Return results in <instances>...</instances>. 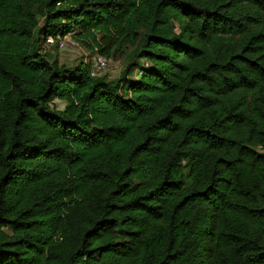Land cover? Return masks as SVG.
<instances>
[{"label": "trees", "instance_id": "trees-1", "mask_svg": "<svg viewBox=\"0 0 264 264\" xmlns=\"http://www.w3.org/2000/svg\"><path fill=\"white\" fill-rule=\"evenodd\" d=\"M0 264H264V0H0Z\"/></svg>", "mask_w": 264, "mask_h": 264}, {"label": "rangeland", "instance_id": "rangeland-1", "mask_svg": "<svg viewBox=\"0 0 264 264\" xmlns=\"http://www.w3.org/2000/svg\"><path fill=\"white\" fill-rule=\"evenodd\" d=\"M77 45L75 46H67L64 49L58 50L55 47H49L46 46L44 43L42 45V51L51 52L54 55H56L58 61L60 64H63L65 66H68L69 68H74L77 66L80 62L87 63V62H93L94 54L86 49L85 47L81 46L77 41ZM131 48L125 49V54H127L130 51ZM125 56H115L114 58H109V66L107 71L105 72V75L113 79L115 78L122 68L125 67L126 64ZM54 103L59 107L62 108L64 105V102L61 100L56 99Z\"/></svg>", "mask_w": 264, "mask_h": 264}, {"label": "built area", "instance_id": "built-area-1", "mask_svg": "<svg viewBox=\"0 0 264 264\" xmlns=\"http://www.w3.org/2000/svg\"><path fill=\"white\" fill-rule=\"evenodd\" d=\"M44 44L47 46L56 45L57 48L59 49H64L67 46L77 45L71 33H67L63 36L59 34L56 36L48 34L44 39ZM108 66H109V58L103 54L97 53L94 57L91 74L92 75L104 74L107 71Z\"/></svg>", "mask_w": 264, "mask_h": 264}]
</instances>
